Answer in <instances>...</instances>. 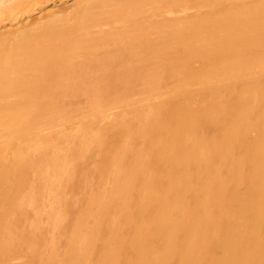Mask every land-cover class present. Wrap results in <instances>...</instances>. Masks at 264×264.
I'll return each instance as SVG.
<instances>
[{"label":"bare ground","instance_id":"6f19581e","mask_svg":"<svg viewBox=\"0 0 264 264\" xmlns=\"http://www.w3.org/2000/svg\"><path fill=\"white\" fill-rule=\"evenodd\" d=\"M0 264H264V0H0Z\"/></svg>","mask_w":264,"mask_h":264},{"label":"rangeland","instance_id":"374dc122","mask_svg":"<svg viewBox=\"0 0 264 264\" xmlns=\"http://www.w3.org/2000/svg\"><path fill=\"white\" fill-rule=\"evenodd\" d=\"M182 13H181V11H178V15L180 16ZM121 108V107H120ZM117 110V112L120 110L119 108H115V109H113V111H116ZM115 136H116V138H115ZM114 137L112 136V139L114 140V141H116V142H118L119 143V141L121 142V140H122V136H119L118 137V135H115ZM118 137V138H117ZM18 261H19V263L20 262H22L21 261V259L19 260H17L16 262L18 263Z\"/></svg>","mask_w":264,"mask_h":264}]
</instances>
